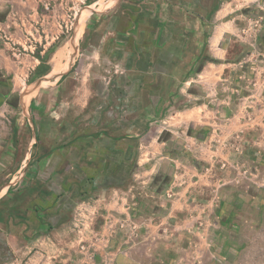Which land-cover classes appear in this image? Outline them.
I'll use <instances>...</instances> for the list:
<instances>
[{
	"label": "rangeland",
	"instance_id": "374dc122",
	"mask_svg": "<svg viewBox=\"0 0 264 264\" xmlns=\"http://www.w3.org/2000/svg\"><path fill=\"white\" fill-rule=\"evenodd\" d=\"M177 2L0 0V264H92L87 235L107 219L100 187L135 184L148 200L130 170L164 169V153L200 196L222 188L256 201L215 215L260 218L231 235L246 249L227 264H264V55L198 75L201 64L169 65L168 54L152 65L165 79H152L147 57L129 55L147 49L125 32L147 25L146 8L157 18ZM42 60L51 71L29 82Z\"/></svg>",
	"mask_w": 264,
	"mask_h": 264
},
{
	"label": "crops",
	"instance_id": "0c3cea01",
	"mask_svg": "<svg viewBox=\"0 0 264 264\" xmlns=\"http://www.w3.org/2000/svg\"><path fill=\"white\" fill-rule=\"evenodd\" d=\"M201 3L178 0L169 5L170 14L160 4L161 17L157 18L146 8L150 14L144 22L147 25L139 29L136 23L126 29L132 47L144 45L147 49L129 55L138 59L143 53L147 57L152 79H165L162 72L154 73L152 65L166 59L164 55L168 54L169 65L201 64L198 75L210 65L223 66L226 70L242 53L264 55V0H220L212 8ZM116 31L118 35L124 34L123 29ZM235 43L239 46L237 53L233 52ZM134 157L136 166L142 155H134L132 160ZM162 158L169 160L164 162V169L157 170L153 163H139V168L130 170V176H136V170L142 171L138 175L145 179L142 182L146 183L144 195L148 200L140 199L142 193L135 184L100 187L96 198L101 204L98 213L107 219H100V230L87 235H91L89 239L94 244L92 264H227L245 251V242L237 243L232 236L239 234L246 224L257 228L261 219L252 221L239 215L219 218L215 212L226 206L231 208L227 213L233 214L234 208L256 201L244 194L232 195L222 188L216 197L200 196L193 178L190 184L180 183L179 157L164 153ZM254 197L260 199L257 194ZM228 222L231 226L224 227ZM125 223L130 225V230L122 229Z\"/></svg>",
	"mask_w": 264,
	"mask_h": 264
},
{
	"label": "trees",
	"instance_id": "16d2710c",
	"mask_svg": "<svg viewBox=\"0 0 264 264\" xmlns=\"http://www.w3.org/2000/svg\"><path fill=\"white\" fill-rule=\"evenodd\" d=\"M93 1H96V0H90V2H93ZM53 51H54V49H53ZM50 71H51V65L42 60L41 64L38 65L36 70H35V75L29 79V82H32V81L48 74Z\"/></svg>",
	"mask_w": 264,
	"mask_h": 264
}]
</instances>
